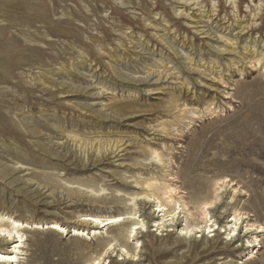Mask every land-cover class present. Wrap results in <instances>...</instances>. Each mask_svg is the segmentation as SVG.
<instances>
[{"label": "rangeland", "instance_id": "374dc122", "mask_svg": "<svg viewBox=\"0 0 264 264\" xmlns=\"http://www.w3.org/2000/svg\"><path fill=\"white\" fill-rule=\"evenodd\" d=\"M189 1L0 0V212L71 230L79 216L136 209L137 261L121 250L102 264H264L262 234L253 260V248L231 251L253 240L247 222L227 251L198 255L227 234L182 238L185 219L155 232L156 206L144 215L130 200L141 190L121 185L163 175L156 149L188 202L221 177L236 184L211 212L219 226L233 208L264 226V0ZM28 228L20 264L104 255L94 238Z\"/></svg>", "mask_w": 264, "mask_h": 264}, {"label": "bare ground", "instance_id": "6f19581e", "mask_svg": "<svg viewBox=\"0 0 264 264\" xmlns=\"http://www.w3.org/2000/svg\"><path fill=\"white\" fill-rule=\"evenodd\" d=\"M191 1H189L191 5H195L196 7L199 5V2L196 3L195 1ZM232 4L234 3L230 0V5ZM196 7L194 9L200 8ZM261 61L262 59H256L255 63L260 64ZM207 111H213L211 106L207 107ZM150 152L151 155L154 156V160L152 159L154 162L153 164L156 165V168L161 167L163 175L159 177L155 176L154 173H150L148 177L135 179V181H126V183L121 185L126 188L134 187L138 190H141L140 193L134 194L136 196L130 200L133 203L134 201L139 202L142 209L137 208V210H144V215L146 214L145 208L147 205L154 204L156 206L157 210H154L152 214H149V218L152 219L151 221L157 227L156 230H154L155 232H158L159 230L161 232H171L172 226L179 224L178 219H185L182 220V222L185 221L186 224L180 229L179 234V236L182 238L191 237L194 232L200 233L201 230H203V232H205L207 235L217 232L218 229H221V234H227L226 241L221 242V247L218 246L217 242L212 246L208 248L204 247L201 250L199 245H196L195 247L198 250V255H203L208 252L210 253V250L216 251L221 249V251H227L229 247H232L234 243L239 241L238 239L240 234L238 233V228L239 225L243 226L245 222H247L245 226L246 233L243 238L248 237L249 235L253 236V234L264 235L263 225L251 222L250 217L252 216L250 214H247L246 212L236 208H233L232 216L228 217L225 222L226 224L223 227L219 226L216 221L212 220L213 217L211 216V212L214 208H216V205H218V202L220 201V195L223 192H226L228 188L232 189V187L236 186V184L230 179L227 177H221L214 180L212 183V196L208 193V188L206 190V187L195 188V192H193L192 196L190 197V201L188 202L185 197L181 195L182 191L175 183L177 182L175 181L177 177H175V175L172 173L173 170L171 171L172 160L166 159V157L156 149H153ZM132 183H134L135 186H131ZM233 191L237 193L238 189L235 188ZM92 192L94 193L93 190ZM133 203L130 204V206H132ZM135 211L136 209H132L126 214L108 218L93 216L91 214V216H79L78 221L74 223L76 226L72 227L71 230H69L67 227H63V224L56 221H53L49 224L46 223L45 228L44 225L23 222L16 217L0 212V264L21 263V255H24L23 248L27 241V236L24 233V230L27 229L31 224L35 226L34 230H50L54 233L65 236L71 234V237L74 238H83L85 236L90 237L91 239L94 238L98 241L99 247H102L101 249H103L104 255L96 257L92 264H102V262H105L104 257L107 254L111 252L113 255L116 251L119 252L121 250L127 259L133 258L132 261L136 262L137 255L134 254L135 248L130 245V242L142 238L143 236H141V234L143 231L147 230V228L145 229L144 220L139 221L141 215L137 217L138 214L135 213ZM156 213L158 214L156 215ZM159 214L163 215L161 216ZM120 225L123 229L119 234L107 238L103 237V229H107L106 233H108V231H113L115 227H120ZM83 227L86 229H82ZM157 235L159 236L160 234ZM213 236L215 237L216 235L213 234L208 236V238ZM138 244L139 242H137V245ZM136 247L138 248L139 246ZM233 247L234 248L231 250L233 252H239L242 250L247 251L250 248H253L254 251L252 250L249 258H247L248 260H253L255 255L259 253V250L255 251V248L262 249L263 246L261 245V240L258 239V236H253V240H248L246 245L239 244L237 247ZM116 248L120 249L117 250ZM161 252L164 251H161L160 248H157V253ZM162 258L163 255L157 258V262H160ZM42 260L43 262L41 264H62L60 261L52 262L53 260L51 261L47 258H42ZM124 260L126 259L124 258Z\"/></svg>", "mask_w": 264, "mask_h": 264}]
</instances>
